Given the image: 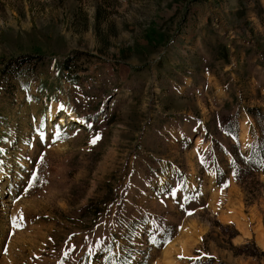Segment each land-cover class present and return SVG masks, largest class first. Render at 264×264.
Wrapping results in <instances>:
<instances>
[{"label": "rangeland", "instance_id": "1", "mask_svg": "<svg viewBox=\"0 0 264 264\" xmlns=\"http://www.w3.org/2000/svg\"><path fill=\"white\" fill-rule=\"evenodd\" d=\"M242 151L264 0H0V264H264Z\"/></svg>", "mask_w": 264, "mask_h": 264}, {"label": "trees", "instance_id": "2", "mask_svg": "<svg viewBox=\"0 0 264 264\" xmlns=\"http://www.w3.org/2000/svg\"><path fill=\"white\" fill-rule=\"evenodd\" d=\"M33 56H30V58H32ZM65 65H67V62L65 63ZM7 66H5L4 65V67H3V69H2V71L1 72H7V68H6ZM240 145V144H239ZM242 156H244V157H248L249 158V161H250V163L251 162H253V160L254 159H257V156H259V158L257 159L258 160V162L259 161H262L263 159H264V152L262 153V155H256L255 154V152H243L242 151ZM233 157H234V155H233ZM235 158V157H234ZM254 165V164H253ZM239 180V179H238Z\"/></svg>", "mask_w": 264, "mask_h": 264}, {"label": "bare ground", "instance_id": "3", "mask_svg": "<svg viewBox=\"0 0 264 264\" xmlns=\"http://www.w3.org/2000/svg\"><path fill=\"white\" fill-rule=\"evenodd\" d=\"M63 118H62V120H61V123H64V121H65V119L66 118H68L69 119V121H73L74 120V117H73V115L72 114H70V113H65V114H63V116H62Z\"/></svg>", "mask_w": 264, "mask_h": 264}, {"label": "snow or ice", "instance_id": "4", "mask_svg": "<svg viewBox=\"0 0 264 264\" xmlns=\"http://www.w3.org/2000/svg\"><path fill=\"white\" fill-rule=\"evenodd\" d=\"M93 143H95V140H93Z\"/></svg>", "mask_w": 264, "mask_h": 264}]
</instances>
